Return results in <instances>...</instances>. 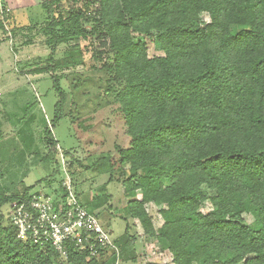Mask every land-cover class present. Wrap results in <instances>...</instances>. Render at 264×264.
I'll use <instances>...</instances> for the list:
<instances>
[{"label": "trees", "instance_id": "trees-1", "mask_svg": "<svg viewBox=\"0 0 264 264\" xmlns=\"http://www.w3.org/2000/svg\"><path fill=\"white\" fill-rule=\"evenodd\" d=\"M41 5L44 22L12 33L27 29L45 38L49 57L33 72L53 81L58 96L53 127L70 118L96 144L99 113L111 111L116 139L98 142L102 151L95 165L109 174V183L122 184L128 224L112 239L118 252L98 248L93 255L69 242L63 258L51 244L18 239L3 213L6 205L12 212L41 193L32 188L13 193L0 185V264H138L139 239L131 221L170 255V264H264V0H41ZM9 20L0 15V31ZM152 43L161 55L150 56ZM69 79L67 92L62 82ZM78 91L92 110L79 112ZM49 129L45 144L56 149ZM4 134L0 119V141ZM5 167L0 160V180ZM57 194L54 201L63 210V182ZM150 204L159 208L158 229L147 211ZM110 228L108 223L105 230Z\"/></svg>", "mask_w": 264, "mask_h": 264}, {"label": "rangeland", "instance_id": "rangeland-1", "mask_svg": "<svg viewBox=\"0 0 264 264\" xmlns=\"http://www.w3.org/2000/svg\"><path fill=\"white\" fill-rule=\"evenodd\" d=\"M39 11L45 17L36 22H44L47 14L43 8ZM5 30L0 31V119L5 133L0 141V160L7 168L2 170L4 176L0 185L12 188L13 193L32 188V193L40 192L55 199L60 184L63 182L66 188L70 181L80 204L99 220L104 229L110 223L112 239L121 237L128 224L124 188L117 179L109 183V174L102 175L100 166L95 165L99 151H102L98 142L106 138L113 144L116 139V122L111 111L102 115L99 113L98 121L101 120L102 124H99L96 144H90L93 140H89L88 134L81 136L70 118H62L53 127L58 102L53 81L48 74L36 75L33 72L36 68L40 69L38 65L49 57L50 52L42 46L45 38L27 29L14 35L10 25ZM149 53L150 56L161 55L153 43L150 44ZM83 71V68L78 69L79 73ZM65 73L69 75L72 71L66 70ZM69 83L70 79L62 82L67 92H70ZM74 96L80 113L92 110L94 105H87L82 92H74ZM83 100H86L85 108L82 107ZM48 129L57 142L56 149L48 148L45 144ZM65 152L70 156L66 157ZM101 204L106 209L104 214L98 207ZM10 208L9 205L3 208L6 218L12 213ZM209 209L207 205L205 211ZM147 211L154 226L160 228L163 222L159 208L150 204ZM245 218L249 224L252 222L250 216ZM129 224L139 239L138 264L171 263L170 255L163 253L156 241L144 236L138 222L131 221Z\"/></svg>", "mask_w": 264, "mask_h": 264}, {"label": "built area", "instance_id": "built-area-1", "mask_svg": "<svg viewBox=\"0 0 264 264\" xmlns=\"http://www.w3.org/2000/svg\"><path fill=\"white\" fill-rule=\"evenodd\" d=\"M0 15L3 21L8 16L5 0H0ZM66 190L63 210L59 209L61 206L57 209L53 198L36 194L13 209L10 220L18 231V239L30 240L36 245L51 244L63 258L67 257L69 242L76 243L81 250L88 248L93 255L98 248L118 252L110 233L80 204L70 181Z\"/></svg>", "mask_w": 264, "mask_h": 264}, {"label": "crops", "instance_id": "crops-1", "mask_svg": "<svg viewBox=\"0 0 264 264\" xmlns=\"http://www.w3.org/2000/svg\"><path fill=\"white\" fill-rule=\"evenodd\" d=\"M5 7L13 29H22L34 24H40L45 17L39 11L42 9L41 0H5Z\"/></svg>", "mask_w": 264, "mask_h": 264}]
</instances>
